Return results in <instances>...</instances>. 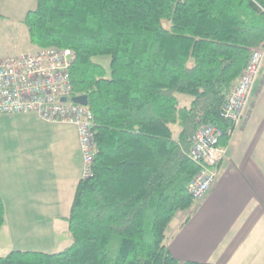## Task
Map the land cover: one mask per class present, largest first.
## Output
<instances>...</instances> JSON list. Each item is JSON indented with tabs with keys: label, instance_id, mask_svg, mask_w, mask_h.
I'll return each mask as SVG.
<instances>
[{
	"label": "trees",
	"instance_id": "16d2710c",
	"mask_svg": "<svg viewBox=\"0 0 264 264\" xmlns=\"http://www.w3.org/2000/svg\"><path fill=\"white\" fill-rule=\"evenodd\" d=\"M23 24L32 46L75 54L72 91L88 99L96 153L65 218L71 244L0 264H201L176 260L166 232L196 203L193 136L229 127L222 106L264 48V0H37ZM106 56L109 71L94 61Z\"/></svg>",
	"mask_w": 264,
	"mask_h": 264
},
{
	"label": "crops",
	"instance_id": "0c3cea01",
	"mask_svg": "<svg viewBox=\"0 0 264 264\" xmlns=\"http://www.w3.org/2000/svg\"><path fill=\"white\" fill-rule=\"evenodd\" d=\"M0 16V23L15 27L23 25L26 15L16 20L1 12ZM22 32L30 45L26 52L35 51L27 29ZM67 127L47 124L34 114L0 116L4 225L16 232L22 224L19 221L27 220L25 228L34 231L25 235L47 240L52 246L62 242V238H50L56 230L67 233L65 218L82 173L77 133ZM165 245L181 262L264 264V61L243 120L229 140L228 158L219 168L216 183L202 201L175 216Z\"/></svg>",
	"mask_w": 264,
	"mask_h": 264
},
{
	"label": "built area",
	"instance_id": "2783aa9c",
	"mask_svg": "<svg viewBox=\"0 0 264 264\" xmlns=\"http://www.w3.org/2000/svg\"><path fill=\"white\" fill-rule=\"evenodd\" d=\"M75 58L70 49L49 47L1 59L0 116L34 114L47 124L73 127L82 160L81 179H88L93 176L96 153L93 115L88 107L71 102L75 97L71 82ZM263 61L264 48L255 49L228 94L220 116L229 127L223 130L206 124L193 136L189 159L197 166V173L188 192L194 202L202 201L217 181L219 168L228 158L229 140L243 120Z\"/></svg>",
	"mask_w": 264,
	"mask_h": 264
},
{
	"label": "rangeland",
	"instance_id": "374dc122",
	"mask_svg": "<svg viewBox=\"0 0 264 264\" xmlns=\"http://www.w3.org/2000/svg\"><path fill=\"white\" fill-rule=\"evenodd\" d=\"M4 1L5 2H2L3 5L0 8V12L6 16L13 18L14 20L23 18L28 11L35 8L37 3V0H21L22 3H20V0ZM13 2H18V4L13 5ZM10 4H12L13 9H9ZM164 27L167 29L169 27V24L167 22H164ZM22 29H24L25 31L27 29L24 24L22 26L12 27L7 22L0 23V59L7 58L15 54H20L22 52L27 53L26 51L30 49V45L27 42L26 32H22ZM35 50H38V48L35 47ZM94 61L103 65L109 71V57L106 56L95 58ZM1 138L2 135L0 133V139ZM43 141L46 142L47 140L43 139ZM183 216L184 215H182V217ZM19 222H21L22 224L17 225L16 232H13L11 228V230H8L5 225L2 226L0 230V257H5L10 252L18 248H30L39 252L56 253L63 250V248L70 244V242H66L71 238L67 233H62L61 229L56 230L57 234L50 238H52L54 241H56V238H62V242L60 244L57 243L55 246H52L47 243V240H37L39 239V237L25 235L26 231L32 232L34 231V229L32 227L28 229L25 228L24 223L26 224L28 222L27 220H20ZM33 238H35L36 240ZM30 240L33 241L30 242Z\"/></svg>",
	"mask_w": 264,
	"mask_h": 264
},
{
	"label": "water",
	"instance_id": "95a60500",
	"mask_svg": "<svg viewBox=\"0 0 264 264\" xmlns=\"http://www.w3.org/2000/svg\"><path fill=\"white\" fill-rule=\"evenodd\" d=\"M66 100L63 99V102H65ZM71 102L77 105H81V106H85L88 107V99L86 96L83 95H79V96H75L71 99Z\"/></svg>",
	"mask_w": 264,
	"mask_h": 264
}]
</instances>
